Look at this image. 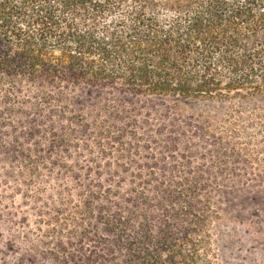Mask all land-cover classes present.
I'll list each match as a JSON object with an SVG mask.
<instances>
[{
  "label": "trees",
  "instance_id": "16d2710c",
  "mask_svg": "<svg viewBox=\"0 0 264 264\" xmlns=\"http://www.w3.org/2000/svg\"><path fill=\"white\" fill-rule=\"evenodd\" d=\"M0 264H264V0H0Z\"/></svg>",
  "mask_w": 264,
  "mask_h": 264
}]
</instances>
